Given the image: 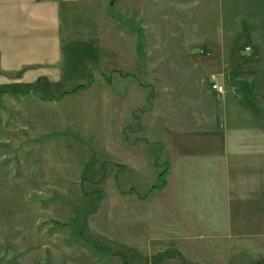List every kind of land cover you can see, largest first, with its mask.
<instances>
[{"label": "rangeland", "instance_id": "rangeland-1", "mask_svg": "<svg viewBox=\"0 0 264 264\" xmlns=\"http://www.w3.org/2000/svg\"><path fill=\"white\" fill-rule=\"evenodd\" d=\"M137 1L67 4L63 82L0 88V264H264L262 201L184 209L180 174L214 173H169L173 129L215 151L237 93L228 174H264V0Z\"/></svg>", "mask_w": 264, "mask_h": 264}, {"label": "crops", "instance_id": "crops-1", "mask_svg": "<svg viewBox=\"0 0 264 264\" xmlns=\"http://www.w3.org/2000/svg\"><path fill=\"white\" fill-rule=\"evenodd\" d=\"M78 1L0 0L1 89L5 90V87L12 86L39 88L45 83L51 88L53 84L58 85L63 82L61 68L65 55V41L62 35V14L67 10V4ZM137 2L142 1L138 0ZM138 9L141 10L140 7ZM219 79L218 82L225 88L227 87V91L229 89L228 80L224 77ZM211 96L215 97V101L218 97L220 98V103L217 106L221 110L225 123V129L223 128L225 132L222 133L224 139L221 142L217 140L215 144H209L208 148L211 147L215 151L193 153L191 151L193 147L186 138V127L179 124L177 119L175 120L180 129H176V127L173 129L174 141L171 146L175 150L176 156L171 161L169 173L176 170L178 162L183 163L180 168L184 171H197L205 168V171L214 173L180 174V182L177 185V193L180 195V197L178 196L179 205L186 209L184 205L190 201L196 205L202 200L204 204L212 206L214 210L228 211L231 209L232 195L237 192L234 200L236 199V205H238L241 200V191L247 192L257 204L261 201L259 204H264V174H228V170L232 168L230 155L234 156L233 164H240V162L251 159L250 155L237 154L238 150L235 149L229 136V127H226L225 121L229 122L230 112L228 111L233 106L232 101L236 105H241L237 93L232 99L227 98V93L224 98L222 94ZM235 121H238L237 116ZM221 171H224L225 174H220ZM173 177L174 174H168L165 183L167 189L171 187L170 180ZM185 189L193 193L192 197L182 195Z\"/></svg>", "mask_w": 264, "mask_h": 264}, {"label": "built area", "instance_id": "built-area-1", "mask_svg": "<svg viewBox=\"0 0 264 264\" xmlns=\"http://www.w3.org/2000/svg\"><path fill=\"white\" fill-rule=\"evenodd\" d=\"M212 87H213V89H215L216 91H218V92H221V91H223V86L222 85H220V84H218V83H212Z\"/></svg>", "mask_w": 264, "mask_h": 264}, {"label": "trees", "instance_id": "trees-1", "mask_svg": "<svg viewBox=\"0 0 264 264\" xmlns=\"http://www.w3.org/2000/svg\"><path fill=\"white\" fill-rule=\"evenodd\" d=\"M139 41H140V40H139ZM138 45H139L138 47L140 48V42H138ZM164 173H166V172H162V173H161V177H162V175H164ZM164 183H166V181L163 180V181H162V184H164Z\"/></svg>", "mask_w": 264, "mask_h": 264}]
</instances>
